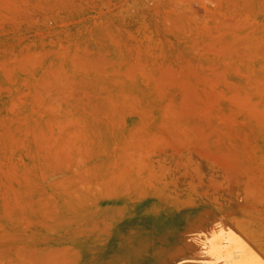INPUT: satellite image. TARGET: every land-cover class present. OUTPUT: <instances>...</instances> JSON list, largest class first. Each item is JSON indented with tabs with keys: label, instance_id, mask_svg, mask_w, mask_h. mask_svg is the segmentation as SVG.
I'll list each match as a JSON object with an SVG mask.
<instances>
[{
	"label": "rangeland",
	"instance_id": "1",
	"mask_svg": "<svg viewBox=\"0 0 264 264\" xmlns=\"http://www.w3.org/2000/svg\"><path fill=\"white\" fill-rule=\"evenodd\" d=\"M263 243L264 0H0V264Z\"/></svg>",
	"mask_w": 264,
	"mask_h": 264
},
{
	"label": "bare ground",
	"instance_id": "2",
	"mask_svg": "<svg viewBox=\"0 0 264 264\" xmlns=\"http://www.w3.org/2000/svg\"><path fill=\"white\" fill-rule=\"evenodd\" d=\"M225 236H226V232H224V231H219V233H217V235H216V238L218 239V241L219 242H223L224 240H225ZM264 244V243H263ZM243 247H245V246H242V247H239V248H237V247H235V250L237 249L238 251H237V253H239L241 256H242V264H252V262H253V259H252V257L250 256V252L248 251V249H246V248H243ZM231 248V247H230ZM262 250V249H261ZM234 253V252H233ZM217 257H219V258H221V257H223V255L222 256H220V255H218ZM241 258V257H240ZM230 260V259H229ZM222 261V260H221ZM231 261H233V260H231ZM234 263V262H233ZM232 263V264H233Z\"/></svg>",
	"mask_w": 264,
	"mask_h": 264
}]
</instances>
